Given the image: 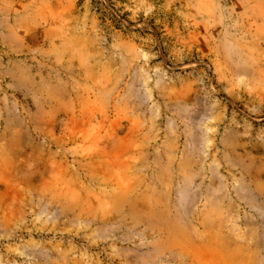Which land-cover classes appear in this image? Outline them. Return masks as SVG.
I'll return each mask as SVG.
<instances>
[{
    "label": "rangeland",
    "instance_id": "374dc122",
    "mask_svg": "<svg viewBox=\"0 0 264 264\" xmlns=\"http://www.w3.org/2000/svg\"><path fill=\"white\" fill-rule=\"evenodd\" d=\"M264 0H0V264H264Z\"/></svg>",
    "mask_w": 264,
    "mask_h": 264
},
{
    "label": "crops",
    "instance_id": "0c3cea01",
    "mask_svg": "<svg viewBox=\"0 0 264 264\" xmlns=\"http://www.w3.org/2000/svg\"><path fill=\"white\" fill-rule=\"evenodd\" d=\"M262 22H264L263 19H262Z\"/></svg>",
    "mask_w": 264,
    "mask_h": 264
}]
</instances>
